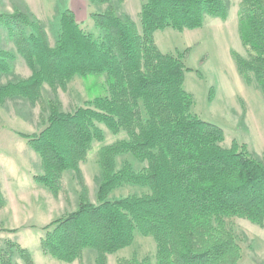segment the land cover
Returning <instances> with one entry per match:
<instances>
[{
    "label": "trees",
    "instance_id": "obj_1",
    "mask_svg": "<svg viewBox=\"0 0 264 264\" xmlns=\"http://www.w3.org/2000/svg\"><path fill=\"white\" fill-rule=\"evenodd\" d=\"M87 1L106 5L90 15L96 35L82 29L66 7L47 28L27 9L0 13L15 46L0 49V79L13 75L17 56L31 73L0 85V104L19 99L41 110L39 133H17L40 160L42 174L33 181L57 196L63 175L72 172L83 192L75 211L42 228L41 254L71 264L88 250L95 253L94 264H108V255L130 247L139 234L154 240L155 264H239L241 250L226 220L263 228L264 155L257 158L235 141L222 146L224 131L192 113L194 98L183 88L191 72L183 62L189 49L164 54L154 40L157 31L200 29L206 18L224 21L228 1L145 0L139 26L118 12L123 0ZM237 17L245 56L231 51V57L245 85H254L264 100V0H240ZM91 75L105 76L106 93L73 112H63L56 96L42 99L45 85L56 94L73 79ZM211 96L212 91L209 101ZM99 125L126 138L98 150L92 203L80 165L93 143L104 141ZM126 154L145 166L135 171L125 163L118 169L117 157ZM124 185L149 193L108 198ZM5 204L0 188V210ZM19 261L34 264L27 249L4 240L0 264ZM121 263L151 264L147 258Z\"/></svg>",
    "mask_w": 264,
    "mask_h": 264
},
{
    "label": "rangeland",
    "instance_id": "obj_2",
    "mask_svg": "<svg viewBox=\"0 0 264 264\" xmlns=\"http://www.w3.org/2000/svg\"><path fill=\"white\" fill-rule=\"evenodd\" d=\"M144 1L123 0L117 10L120 14L129 16L139 26V12ZM227 1L229 11L224 21L206 18L200 29L184 32L172 29L157 31L154 40L164 54L177 56L189 49L183 62L191 72H186L183 88L194 98L192 113L224 131V148H229L235 141L245 144L253 156L261 159L264 155V100L259 90L254 85H245L236 71L231 51L245 56L238 35L237 12L240 0ZM113 4L116 3L113 1ZM64 7L73 12L82 29L97 34L90 15L104 11L106 5L97 7L87 0H0V13L11 14L16 9L26 12L27 9L46 28ZM48 36L52 46L53 38L50 33ZM0 49L15 50L1 25ZM30 74L24 60L17 56L13 75L1 78L0 85L17 78L26 79ZM210 91L212 96L209 101ZM105 93V76L91 75L73 79L64 90L58 88L56 94L45 85L42 99H53L56 96L63 112H73L85 102ZM40 115L39 104L32 106L19 99L0 104V188L6 202L5 207L0 210V246L4 240H12L31 253L34 264H67L43 256L39 240L43 236L44 226L77 209L83 192L72 172L63 175L62 190L57 196L33 181L34 176L42 174L40 160L17 133H39L42 130ZM142 116L145 118L144 112ZM99 128L103 132L104 141L93 143L86 161L80 165L88 190L87 198L92 203H96L95 179L100 170L98 150L104 145L126 138L124 133L112 135L103 125H99ZM125 163L130 164L135 171L145 166L130 154L117 157L118 169ZM147 193V188L124 185L111 192L108 198L114 200ZM226 224L235 235L241 250L239 264H264V226L259 228L236 218L226 220ZM155 253L156 245L151 237L135 234L130 247L108 255V264H123L121 262L133 259L141 262L145 258L155 264ZM18 263L23 264L20 261ZM94 263L95 253L85 250L82 259L71 264Z\"/></svg>",
    "mask_w": 264,
    "mask_h": 264
}]
</instances>
